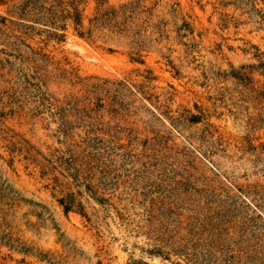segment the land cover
Returning <instances> with one entry per match:
<instances>
[{
    "label": "rangeland",
    "instance_id": "rangeland-1",
    "mask_svg": "<svg viewBox=\"0 0 264 264\" xmlns=\"http://www.w3.org/2000/svg\"><path fill=\"white\" fill-rule=\"evenodd\" d=\"M0 264H264V0H0Z\"/></svg>",
    "mask_w": 264,
    "mask_h": 264
}]
</instances>
